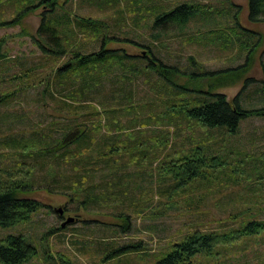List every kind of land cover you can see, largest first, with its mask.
Segmentation results:
<instances>
[{
  "label": "trees",
  "instance_id": "1",
  "mask_svg": "<svg viewBox=\"0 0 264 264\" xmlns=\"http://www.w3.org/2000/svg\"><path fill=\"white\" fill-rule=\"evenodd\" d=\"M74 2L114 12L107 16L86 14L78 11ZM247 2L248 18L263 20L264 0ZM0 3H12L14 12L10 18H0V24L16 23L40 8L39 23L30 33L40 51L38 60L22 65L21 71L9 75L11 85L0 87L3 130L0 225L29 219L39 208L33 192L45 186L68 192L69 200L85 208L102 205L120 208L118 215L127 226L129 216L141 215L152 199L141 179L166 185V191L161 187L158 191L167 193L165 208H168L174 200L171 198L189 187L212 182L227 186L244 177L245 163H264V153L248 155L252 161L247 156L230 157L211 142L218 133L236 137L245 117L264 116V81L252 93L243 91L254 80L247 71L253 66L263 35L239 21V5L228 3L227 11L222 12L200 0H0ZM216 13L229 22L218 23ZM193 19L203 21L201 33L188 30ZM136 26L149 28L148 38L135 30ZM172 37L183 44L187 40L219 43L224 48L229 43L243 53L244 59L208 69L190 54L187 56L190 64L184 67L164 58L169 54ZM116 41L131 42L143 51L135 53L110 45ZM1 59H7L3 38H0ZM258 59L264 74V46ZM240 79L242 85L231 98L214 89ZM142 81L151 84L154 94L136 103V88ZM26 96L38 105L51 99L53 112L45 111L47 118L31 119L24 110H1L13 103L22 104ZM159 121L167 126L166 132L160 133V129H151L152 134L145 132L143 126ZM182 123L188 132L182 134L181 144L175 145L169 126L176 135ZM171 145L169 150L167 147ZM162 150L167 152L158 155ZM253 167L264 170L257 164ZM151 216H157V212L153 211ZM105 226V230H113L106 223ZM259 227H263V221L248 219L227 230L193 229L168 243L152 264H194L196 255L212 253L218 242L256 232ZM110 242L113 241H105L109 245L105 258L145 248L136 240L116 245ZM35 253L36 246L22 233L0 237L2 264H19ZM121 260L115 264H123ZM63 264L74 263L65 259Z\"/></svg>",
  "mask_w": 264,
  "mask_h": 264
},
{
  "label": "rangeland",
  "instance_id": "2",
  "mask_svg": "<svg viewBox=\"0 0 264 264\" xmlns=\"http://www.w3.org/2000/svg\"><path fill=\"white\" fill-rule=\"evenodd\" d=\"M200 1L210 3L211 8L215 7V11L219 9L227 11V4L231 2L239 5V21L262 33L263 43L254 54L252 68L247 71L254 80L252 84L245 86L243 91L252 93L253 88L257 90L259 84H263L264 81L258 59L260 49L264 46V19L253 21L248 18L247 0ZM11 4L0 3V18H10L14 15ZM73 6L78 11L91 15L107 16V13L113 15L112 12H114L110 8L100 9L90 3L74 2ZM39 13L40 8H36L16 23L0 24V38L5 39L7 50V59L0 60V77H5V80L0 79V87L10 86L9 75L14 71H21L22 65L33 64L38 60L40 51L33 43L30 33L35 31L39 23ZM214 16L218 19V23L228 21L219 17L217 13ZM108 18L113 21L111 17ZM203 29V21L199 19H193L188 25V30L195 34L201 33ZM135 30L144 33L147 35L145 38H148L149 28L136 26ZM169 43L171 45L169 54H166L164 58L168 62H179L184 67L190 64L187 57L190 54L208 69L225 67L242 62L244 59L243 53H238V49L229 43L224 48L219 43L200 44L197 41L191 43L187 40L183 44L177 37H172ZM110 45L124 47L127 51L135 53L143 51L138 45L128 41L110 42ZM38 71L42 70L38 69ZM150 85L143 81L138 84L134 98L136 103H141L154 94ZM241 85L242 79L233 84L217 85L214 89L231 98L238 92ZM252 85L255 86L252 87ZM21 103L1 107V110L5 108L8 111L24 110L29 113L28 117L31 119L46 117L44 114L47 111L53 112L54 103L51 99L45 102V105H38L28 100L26 96L25 101ZM143 128L147 134L153 133L151 129H160V133L168 129L160 121L149 123ZM172 129L169 126L172 143L181 144L182 134L185 135L188 132L186 124L182 123L178 126L176 135L173 134ZM1 131L3 130L0 129ZM213 140L211 142L222 147L230 157L244 156L245 158L247 156L252 161L248 155L257 156L264 153V116L245 117L241 120L236 137H227L218 133L214 135ZM172 147L171 145L167 148L170 150ZM163 150L157 154L164 155L167 151L163 152ZM232 164L236 165V163ZM256 164L264 167V163H245L244 177H240L238 182H230L227 186H219L212 182L205 185L199 184L194 188L189 187L180 194H175L168 208H165L167 193L158 191L159 187L166 191V185L156 180L153 183L147 178V180L141 179L140 183L146 185L145 192H148L152 199H150L149 208L141 215L129 216L130 222L127 226L118 215L120 208L112 209V206L103 205L85 208L79 206L76 201L69 200L68 192L49 190L45 186H40L33 192V196L39 201V208L25 221L0 225V237L8 233H22L36 246V253L19 264H63L65 259H70L74 264H115L119 259H122L123 264H152L168 243L193 229L227 230L239 226L242 221L257 219L263 221V227H259L256 232L242 233L232 240L218 242L212 253L196 255L194 264H264V170L252 168ZM153 211L157 212V216H151ZM68 217H72V220L62 225ZM105 223L113 230L116 228L117 231L105 230ZM110 239L113 245L131 240L140 241L145 248L131 250L113 258L106 257V259L105 252L109 249V245L105 241ZM123 259L128 260L124 262Z\"/></svg>",
  "mask_w": 264,
  "mask_h": 264
},
{
  "label": "water",
  "instance_id": "3",
  "mask_svg": "<svg viewBox=\"0 0 264 264\" xmlns=\"http://www.w3.org/2000/svg\"><path fill=\"white\" fill-rule=\"evenodd\" d=\"M71 220H72V217H68V218H66V219L62 222V225H64L66 222L71 221Z\"/></svg>",
  "mask_w": 264,
  "mask_h": 264
}]
</instances>
